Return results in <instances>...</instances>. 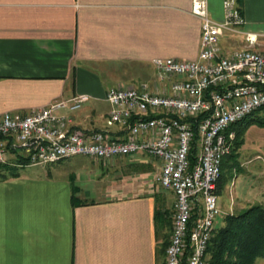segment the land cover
Returning <instances> with one entry per match:
<instances>
[{
  "label": "crops",
  "instance_id": "obj_1",
  "mask_svg": "<svg viewBox=\"0 0 264 264\" xmlns=\"http://www.w3.org/2000/svg\"><path fill=\"white\" fill-rule=\"evenodd\" d=\"M237 3L246 27L264 34V0ZM190 8L191 0H0V115L85 93L81 109L61 113L73 127L105 128L109 88L160 90L154 58L198 57L201 19ZM208 10L222 18V0H208ZM148 157L131 164L154 179L159 161ZM146 182L83 200L71 183L44 194L0 181V264H165L155 213L168 202Z\"/></svg>",
  "mask_w": 264,
  "mask_h": 264
},
{
  "label": "built area",
  "instance_id": "obj_2",
  "mask_svg": "<svg viewBox=\"0 0 264 264\" xmlns=\"http://www.w3.org/2000/svg\"><path fill=\"white\" fill-rule=\"evenodd\" d=\"M222 6L223 16L216 19L208 0H191L190 12L201 19L198 57L154 58L160 90L145 85L109 88L103 129L73 127L61 113L81 109L90 98L85 93L25 114H1L0 163L7 155L25 157L28 164H47L48 156L109 161L136 154L135 146H143L159 161L154 180L175 196L165 264H203L200 247L209 243L220 213L217 155L227 156L235 137V132L227 134L226 123L264 103V52L252 48L260 33L246 27L237 0H222ZM132 107H143V114L133 115ZM114 126L117 134L110 130Z\"/></svg>",
  "mask_w": 264,
  "mask_h": 264
},
{
  "label": "rangeland",
  "instance_id": "obj_3",
  "mask_svg": "<svg viewBox=\"0 0 264 264\" xmlns=\"http://www.w3.org/2000/svg\"><path fill=\"white\" fill-rule=\"evenodd\" d=\"M227 39L228 36L225 35L224 41ZM225 43L229 45L228 42ZM230 43L235 45L236 42L232 40ZM252 48L264 52V34L258 35L257 42ZM242 140L234 156L225 158L227 163L222 168L224 178L221 192L217 193L220 213L215 219L216 228L224 225L228 214H238L254 204L264 206V127L251 124L243 134ZM131 157L147 158L145 163L150 161L146 153L138 152L129 157L109 161L76 155L54 163L19 165L14 163L18 158L7 155L6 161L0 163L6 164L0 165V181H13L15 185L13 192L35 190L45 192L44 194L51 193L65 183L66 185L71 183L79 186L77 196L83 200H99L120 192L124 193L125 190L139 191L142 190L141 184L146 180L149 184L155 185V189H159V183L152 179L149 171L143 174L136 164H131ZM159 190L163 199L168 202L164 207L171 211L175 196L170 190L163 188ZM166 231L164 229V233L162 232L163 236L166 235ZM253 264H264V257L257 258Z\"/></svg>",
  "mask_w": 264,
  "mask_h": 264
},
{
  "label": "trees",
  "instance_id": "obj_4",
  "mask_svg": "<svg viewBox=\"0 0 264 264\" xmlns=\"http://www.w3.org/2000/svg\"><path fill=\"white\" fill-rule=\"evenodd\" d=\"M251 124L264 127V107L249 113L240 121L231 126L236 132L233 139L230 153L223 158L221 174L217 183V193L221 192V185L224 178L223 165H226L225 158L233 157L237 148L242 144V136ZM197 148L191 150V163L195 162ZM14 162L19 165L28 164V159L22 156ZM6 165V164H0ZM77 190V187H75ZM172 210L159 209L157 205L155 216L160 219L166 231L164 239V255L169 238L172 232ZM264 257V206L254 204L242 210L238 214H228L225 217L223 226L215 228L209 240L205 260L206 264H253L257 258Z\"/></svg>",
  "mask_w": 264,
  "mask_h": 264
},
{
  "label": "bare ground",
  "instance_id": "obj_5",
  "mask_svg": "<svg viewBox=\"0 0 264 264\" xmlns=\"http://www.w3.org/2000/svg\"><path fill=\"white\" fill-rule=\"evenodd\" d=\"M260 107H264V103H258L255 107L250 108L249 110H246L242 115H237L233 118H230L227 123H226V132L227 134H234V130L231 129V126L243 119L245 116H247L249 113L257 110ZM132 114L133 115H141L143 114V107H132ZM145 152V148L143 146H135V153L136 152ZM225 154H218L217 155V160L215 164V182H218L220 174H221V165L222 161L224 158ZM60 161V156H48L47 157V163H54ZM215 225V224H214ZM208 244H202L200 247V260H205V255H206V249H207ZM165 257L166 261H169V247H166L165 250ZM203 264H206V261H203Z\"/></svg>",
  "mask_w": 264,
  "mask_h": 264
}]
</instances>
